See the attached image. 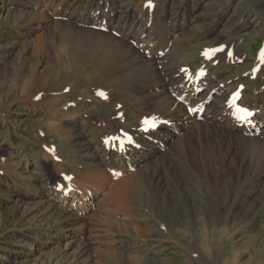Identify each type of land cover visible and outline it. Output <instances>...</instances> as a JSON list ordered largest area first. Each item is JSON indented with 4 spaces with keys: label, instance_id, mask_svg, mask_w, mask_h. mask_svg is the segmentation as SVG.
I'll return each mask as SVG.
<instances>
[{
    "label": "rangeland",
    "instance_id": "374dc122",
    "mask_svg": "<svg viewBox=\"0 0 264 264\" xmlns=\"http://www.w3.org/2000/svg\"><path fill=\"white\" fill-rule=\"evenodd\" d=\"M88 16L96 24H86ZM103 16L114 19L105 33L117 39L116 22L135 36L153 33L142 42L155 45L153 52L164 46V33V60L148 71L125 61L106 67L88 51L80 64L73 54L68 59L72 28L98 31ZM217 47L232 60L211 69L205 55L220 53ZM134 49L146 59L155 56ZM87 65L93 66L91 80H75ZM202 67L205 82L215 74L212 85L264 103V0H0V264H128L130 258L136 264H264V166L256 155L244 157L239 176L217 185L177 148L176 156H166L169 163L149 160L121 175L131 178L123 195L115 196L110 193L120 178H108L98 160L102 141L125 139L127 146L131 130L139 140L148 130L142 132L144 125L163 122V108L147 117L163 95L162 68L192 77ZM43 78L48 83L41 85ZM91 82L105 95L83 91ZM63 83L70 86L66 98L40 99L44 89ZM209 86L195 102L208 96ZM52 107V117L70 119L48 118ZM188 134L181 133L182 141ZM185 153L193 157L189 147ZM241 158L233 153L227 168L240 169ZM144 164L148 175H132ZM72 179L97 184L98 193L69 195ZM65 186V197L50 195ZM107 198L105 205L99 201Z\"/></svg>",
    "mask_w": 264,
    "mask_h": 264
},
{
    "label": "bare ground",
    "instance_id": "6f19581e",
    "mask_svg": "<svg viewBox=\"0 0 264 264\" xmlns=\"http://www.w3.org/2000/svg\"><path fill=\"white\" fill-rule=\"evenodd\" d=\"M108 17L110 16H106L105 18L103 16V18L99 20L98 31H87L86 29L84 30L73 27L72 30L75 33H69L70 36L68 39H66V42L68 43L72 53L69 49H67L66 57L69 59L73 54L75 62L80 64L81 58L89 56L87 55L88 51L89 54L98 56V62L104 63L106 67L112 68L117 66L120 61H125L123 65H126L127 63L131 65L133 64L138 66L139 69H147L148 71H151L155 67L154 65H156V63L164 60L162 53L167 48L165 46L169 45L168 38L167 36L165 38L164 33H161L160 35L162 44L164 43V46L158 48L157 52H155V50L153 52L155 45L152 46L148 45L149 43H142L144 40H147V35L150 36L153 33L148 32L144 34L142 32L135 36L136 31L134 29H131L130 27V29L125 32V29L116 22V26L118 28L117 35H119V39H117L112 35L105 33V30H107L111 25L115 24L114 19ZM84 20H86V24H96L97 21L96 18H90L89 16ZM78 24L80 25V23ZM100 30H104V32H100ZM155 33H157V31ZM78 36L81 37L78 38ZM131 39L135 45L129 42ZM127 41L132 45H129ZM78 43L82 44V48L84 47L86 50H84V48H81L80 50V48L77 46ZM135 47L140 48L142 52L149 50V55L153 53L155 55L154 58L151 60L148 56L149 58L146 59L145 57L140 56L141 54H136L134 49ZM227 53V50L222 48L220 53H213V57L212 54H209V58L212 61L211 62L209 60L212 63L211 69H214L218 66L215 64H223L229 60H232L228 58ZM92 69V65L85 66L81 70V74L75 80H79V82H87L91 80L90 72ZM205 72L206 71L204 67H202L196 76L193 74V76L190 77L184 75L185 72H170L162 68L161 71L158 72L160 78L158 81L161 85L163 95H161V97L159 96V102L157 100V103H154V110L152 112L153 116L152 114H149L147 117L151 119L156 117V113L157 115L159 114L156 110L160 111L163 108L166 112V114L162 116L163 122L161 120L158 121L159 119H156L155 123H157V125L155 126V129L148 128L147 132H144L142 135V139L139 140L134 138L139 135L138 131L131 130L130 138L132 139L130 141L132 144L129 143L126 144L127 146H125V143L123 142L124 148H122L120 142L118 144H112V140H114L112 139L113 136L111 137L112 140H110L108 143H106V141L101 142L102 144L100 146L102 147V150L99 154L103 155H100L98 160L100 163H102V165H104L103 169L106 172H103L107 174L108 178H120L113 184L110 195H123L125 192L126 185L129 182L128 179L131 178V176L121 177V175L126 174L127 171H131L134 167L136 168L137 166H140L149 160H154V164L160 162V160L162 162L163 160H167L169 163L170 158L167 159L166 156L170 154L173 158V156L176 154L174 151L177 150V148H179V153L181 152V154H183V157L187 163L190 162L189 160L187 161V159L191 158L192 162L194 161L199 163V165L201 164L202 167L200 166V168L202 170L204 169V172L208 178H212V182L216 183L217 185L218 183L222 182L221 179L224 180L229 175H234L235 172L238 176L241 174L243 163L246 160L244 157L247 154L256 155L257 158L261 160V165L264 166V103L261 104V99L259 100L258 97H247L245 95L233 92L234 90H230L231 93H229V91L226 92V87L224 85H212V83L217 78L215 74H211L210 78L205 82L206 78L201 79ZM47 79L49 80V78H46V80ZM47 83L48 81H45L44 78L41 80V85ZM207 85H210L208 89L209 93L207 94L208 96L206 98L203 97L204 99H201L202 102H195L194 100L196 99L198 91L204 89V87ZM68 86L69 84L63 83L60 87H50L47 90L44 89L42 91L44 96L40 99L43 100L47 95H62V97L66 98L67 95L63 91L65 89L68 91L70 87ZM97 87L98 86L96 83L91 82L85 86L83 91L89 93V95H105L97 93ZM80 92H82V90H73L72 94H74L76 97H79L82 95ZM235 94L238 95L239 99L234 97ZM210 103H213L211 104L212 106H209ZM65 104L67 105V103ZM71 104L76 106L75 102L73 101ZM243 104H245V107H242ZM64 110L66 109L64 108ZM55 111L57 110H54V113ZM69 111L70 109L68 112ZM188 111H191V115H189ZM242 114H246L247 117H242ZM52 115L53 107L47 111V117L53 119V121L63 123V121H68V118L70 117L65 116L67 119L63 120V113H58L59 118L52 117ZM171 117H175V121L177 122L176 125L173 124ZM151 123L153 124V122ZM46 124L52 126L50 123ZM184 129L189 132L186 141H182L183 137L181 133L185 131ZM116 141L117 139L115 142ZM237 144L240 147V151L236 149ZM188 147L193 152V157H190V154L185 153ZM236 151L239 153L240 157H242V167L238 169L233 165L232 168H227V161ZM92 163L94 164V162ZM147 166V164H144L141 169L134 171L132 175H148ZM96 167L99 169L100 166H92L91 168L96 169ZM101 175V177H105V174ZM101 177L98 178V181L100 183H104V180ZM69 184L72 187V190L67 191L69 195H72L73 193L77 192V190H80L86 191L91 197H95L99 190L97 184H92L90 181H84L81 179L78 181L72 179L70 180ZM66 187L67 186L62 188L59 187L58 189L54 188L51 190L52 194L50 193V195L57 199L60 197L62 198V196L65 197L67 194L65 193L67 190ZM107 200L108 198L100 199L99 201H102V204L105 205ZM136 261V259L130 258L128 260V264H136Z\"/></svg>",
    "mask_w": 264,
    "mask_h": 264
},
{
    "label": "snow or ice",
    "instance_id": "6c2138e0",
    "mask_svg": "<svg viewBox=\"0 0 264 264\" xmlns=\"http://www.w3.org/2000/svg\"><path fill=\"white\" fill-rule=\"evenodd\" d=\"M148 6H149V7H151V5H150V4H149ZM144 123H145V124H147V123H149V122H148V121H145Z\"/></svg>",
    "mask_w": 264,
    "mask_h": 264
}]
</instances>
